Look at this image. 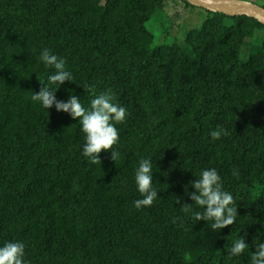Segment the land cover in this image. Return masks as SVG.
Masks as SVG:
<instances>
[{
	"label": "trees",
	"instance_id": "16d2710c",
	"mask_svg": "<svg viewBox=\"0 0 264 264\" xmlns=\"http://www.w3.org/2000/svg\"><path fill=\"white\" fill-rule=\"evenodd\" d=\"M166 1L0 0V245L24 242L29 264H228L233 236L247 233L254 252L264 233V25L203 10L182 45L157 44L146 24ZM43 48L75 77L58 100L87 107L85 84L126 107L116 162L102 151L91 164L77 121L31 100L47 74ZM217 125L229 135L210 142ZM141 157L155 162L160 199L137 211ZM210 167L239 205L219 233L180 208L192 173Z\"/></svg>",
	"mask_w": 264,
	"mask_h": 264
},
{
	"label": "clouds",
	"instance_id": "9594fccd",
	"mask_svg": "<svg viewBox=\"0 0 264 264\" xmlns=\"http://www.w3.org/2000/svg\"><path fill=\"white\" fill-rule=\"evenodd\" d=\"M38 61L47 74L44 82H40L43 85L40 91L31 93V100L39 108L46 110L47 114L54 107L57 112L66 113L72 120L77 121L84 141L81 156L91 164L100 165L99 155L102 151H110L112 161L116 162L121 156L114 148L120 140L117 125L126 123L129 115L126 107L118 102L117 93L112 88H107L97 94L93 86L78 84L91 97L87 107L74 94H69L66 101L58 100L56 92L65 82L73 83V72L67 66L66 59L54 54L49 48L40 51ZM228 135L227 128L217 125L209 132L210 142L219 141ZM154 163L150 157H141L138 166L134 167L132 182L140 198L134 200L132 206L137 211L151 207L160 199V190L153 183ZM192 175L195 179L190 182L189 187L193 191L189 194L187 188L185 189V194L192 203L180 207L185 216L196 223L204 221L215 233L236 224L240 219L237 213L239 205L232 192L225 189L218 170L214 167L203 168ZM123 183L126 185L127 181ZM182 199L175 198V203H180ZM246 236L247 233L232 237L225 248L224 257L228 264L245 254L250 257L248 264H264V233H258L252 238L254 252H249L250 245L246 243ZM25 250L26 244L22 241H6L0 245V264H29L25 258Z\"/></svg>",
	"mask_w": 264,
	"mask_h": 264
},
{
	"label": "rangeland",
	"instance_id": "374dc122",
	"mask_svg": "<svg viewBox=\"0 0 264 264\" xmlns=\"http://www.w3.org/2000/svg\"><path fill=\"white\" fill-rule=\"evenodd\" d=\"M254 3L264 8V0H239ZM206 13L196 7H188L178 0H167L162 12L155 15L147 24L154 34L157 44L177 42L182 45L188 30L199 28ZM246 57L243 51L240 59Z\"/></svg>",
	"mask_w": 264,
	"mask_h": 264
},
{
	"label": "water",
	"instance_id": "95a60500",
	"mask_svg": "<svg viewBox=\"0 0 264 264\" xmlns=\"http://www.w3.org/2000/svg\"><path fill=\"white\" fill-rule=\"evenodd\" d=\"M190 6L229 17L245 16L264 25V8L239 0H182Z\"/></svg>",
	"mask_w": 264,
	"mask_h": 264
}]
</instances>
